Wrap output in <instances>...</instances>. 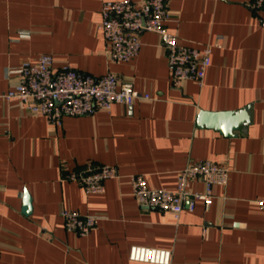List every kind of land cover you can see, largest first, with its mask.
<instances>
[{
  "label": "crops",
  "instance_id": "crops-1",
  "mask_svg": "<svg viewBox=\"0 0 264 264\" xmlns=\"http://www.w3.org/2000/svg\"><path fill=\"white\" fill-rule=\"evenodd\" d=\"M104 0H0V264H154L132 261V244L172 250L171 264H264V25L249 0H169V32L201 47L223 36L203 83L172 85L166 49L156 32L142 49L113 62L98 24ZM142 1V0H134ZM54 55L94 75L113 71L152 99L109 111L65 116L53 125L5 93L19 82L10 69ZM248 108L250 122L232 136L197 124L201 109ZM212 159L229 168L213 201H197L179 217L146 209L130 176L174 189L189 162ZM115 165L119 177L102 193H86L71 170ZM193 187L204 189L201 181ZM32 196L30 214L23 194ZM100 215L87 235L66 230L62 210Z\"/></svg>",
  "mask_w": 264,
  "mask_h": 264
},
{
  "label": "built area",
  "instance_id": "built-area-1",
  "mask_svg": "<svg viewBox=\"0 0 264 264\" xmlns=\"http://www.w3.org/2000/svg\"><path fill=\"white\" fill-rule=\"evenodd\" d=\"M248 7L259 15L264 25V0H249ZM170 17L169 0H104L101 21L105 52L113 62L129 61L142 49L141 34L156 32L166 49L172 85L180 87L186 80L203 83L212 62L215 48L222 47L223 36L201 47L187 45L166 28ZM54 55L40 54L34 62L28 61L10 72L19 82L5 96L17 99L32 113L44 116L53 125H60L65 116H81L100 110L109 111L115 103L131 106L138 99H152L149 93L137 90L130 81H121L113 71L94 75L70 65L54 68ZM66 179L77 181L86 193H102L105 181L119 177L115 165L87 164L80 170H71ZM229 168L212 159L189 162L178 172L174 189L152 188L143 174L130 176L131 193L140 206L159 209L179 217L183 209L194 210L197 201L208 207L213 201V187L226 185ZM195 181L204 184L203 190L193 187ZM264 210V197L257 199ZM66 230L87 235L97 225L100 215L82 214L79 211L62 210ZM132 261L171 264L172 250L161 247L132 244L129 248Z\"/></svg>",
  "mask_w": 264,
  "mask_h": 264
},
{
  "label": "water",
  "instance_id": "water-1",
  "mask_svg": "<svg viewBox=\"0 0 264 264\" xmlns=\"http://www.w3.org/2000/svg\"><path fill=\"white\" fill-rule=\"evenodd\" d=\"M250 122L248 108L240 110H206L201 109L197 115V124L202 127L216 129L226 136L234 135L241 126ZM33 208L32 196L27 189L23 194V212L30 214Z\"/></svg>",
  "mask_w": 264,
  "mask_h": 264
}]
</instances>
